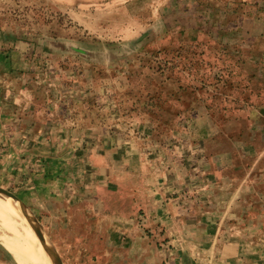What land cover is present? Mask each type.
I'll return each mask as SVG.
<instances>
[{"label":"crops","instance_id":"1","mask_svg":"<svg viewBox=\"0 0 264 264\" xmlns=\"http://www.w3.org/2000/svg\"><path fill=\"white\" fill-rule=\"evenodd\" d=\"M1 30L5 201L18 210L19 203L36 210L50 203L51 214L75 227L83 222L84 232H104L122 264H264L256 237L264 234V209L253 205L262 200L245 170L244 177L218 170L199 150L203 141L186 131L159 143L142 135L139 121L117 114L105 83L67 82L61 60L82 64L90 56L74 38ZM40 220L58 250L59 234Z\"/></svg>","mask_w":264,"mask_h":264},{"label":"rangeland","instance_id":"2","mask_svg":"<svg viewBox=\"0 0 264 264\" xmlns=\"http://www.w3.org/2000/svg\"><path fill=\"white\" fill-rule=\"evenodd\" d=\"M166 1L0 0V27L10 35L74 38L90 56L82 64L61 60L67 82L105 83L117 114L139 121L141 134L157 143L179 131L202 140L199 150L218 170L242 177L245 170L262 200L253 205L264 209V0H197L217 14L215 37L189 27L166 29L160 17ZM23 205L59 234L64 264H122L121 249L104 232H84L83 222L75 227L51 214L50 203L39 210ZM13 207L6 209L25 225ZM36 229L39 247L55 264L50 243ZM0 235L13 238L1 225ZM2 237L0 264H19L16 246ZM22 239L36 262L46 264Z\"/></svg>","mask_w":264,"mask_h":264},{"label":"trees","instance_id":"3","mask_svg":"<svg viewBox=\"0 0 264 264\" xmlns=\"http://www.w3.org/2000/svg\"><path fill=\"white\" fill-rule=\"evenodd\" d=\"M221 14L220 12L219 15ZM216 15L197 0H167L160 10V17L166 29L189 27L211 37L217 36L215 28L219 20Z\"/></svg>","mask_w":264,"mask_h":264},{"label":"bare ground","instance_id":"4","mask_svg":"<svg viewBox=\"0 0 264 264\" xmlns=\"http://www.w3.org/2000/svg\"><path fill=\"white\" fill-rule=\"evenodd\" d=\"M3 193H6V192L0 189V195H2ZM0 204H1L0 206V225L4 227L5 229H7L9 232H11L13 234V238L2 237V235L0 236L4 240H6L8 243H11L16 246V250L14 251H15V256L17 258L16 260L18 261V263L19 264H38L36 260L34 259L33 255L28 251L29 249L26 246L27 243L22 239L23 237L24 239L27 238L26 241L28 240L32 244L33 249L37 247V249L39 250L41 254L40 257L42 258L44 263L54 264L53 260L49 257V255H47L49 257L48 258L43 252L42 247H39V245L35 242V240L30 236V235H33L32 234V231H33L34 237L35 236L37 237L38 231L36 229V226L33 224L31 219L28 217V215L22 212L19 208L20 214L24 217L23 222L25 225L19 224L12 218V216L8 212L4 210L5 208H8L12 211H16V209L5 200H1ZM18 231L23 234H20ZM19 243L21 244V246H19Z\"/></svg>","mask_w":264,"mask_h":264},{"label":"water","instance_id":"5","mask_svg":"<svg viewBox=\"0 0 264 264\" xmlns=\"http://www.w3.org/2000/svg\"><path fill=\"white\" fill-rule=\"evenodd\" d=\"M12 191L9 192L10 196L14 199V200H18V194L17 192L12 188L11 189ZM19 207H20V210L22 212H24L25 214H29V211L26 210V208L24 207L23 204H20L19 203ZM33 216H31V219L32 221L34 222L36 228H38V230L40 231V233L47 238L48 242L50 243V247H51V251H52V256H53V259L55 261V264H64L63 261L60 259L59 255H58V252H57V249L56 247L54 246L53 244V241L51 239V237L49 236L47 230L45 229V226L43 225V223L41 222L39 216L33 212Z\"/></svg>","mask_w":264,"mask_h":264}]
</instances>
